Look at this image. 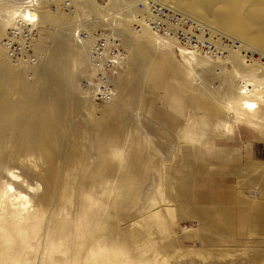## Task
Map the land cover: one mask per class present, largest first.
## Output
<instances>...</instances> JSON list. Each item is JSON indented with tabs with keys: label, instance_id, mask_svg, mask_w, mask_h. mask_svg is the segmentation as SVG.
<instances>
[{
	"label": "rangeland",
	"instance_id": "obj_1",
	"mask_svg": "<svg viewBox=\"0 0 264 264\" xmlns=\"http://www.w3.org/2000/svg\"><path fill=\"white\" fill-rule=\"evenodd\" d=\"M111 1L38 5L34 68H17L0 48V185L13 169L52 204L34 258L21 253L20 263L264 264V134L224 112L235 81L222 68L243 71V58L192 82L147 32L103 22L97 5L121 12ZM158 1L247 45L263 70L264 0ZM13 6L0 0V18ZM95 21L126 54L110 105L91 98V42L73 35ZM6 32L0 24V39ZM208 144L216 163L190 160ZM157 201L171 209L163 220Z\"/></svg>",
	"mask_w": 264,
	"mask_h": 264
},
{
	"label": "built area",
	"instance_id": "obj_2",
	"mask_svg": "<svg viewBox=\"0 0 264 264\" xmlns=\"http://www.w3.org/2000/svg\"><path fill=\"white\" fill-rule=\"evenodd\" d=\"M47 3L69 6L71 0H25L22 8L25 14L20 13L0 39V48L12 65L34 68L38 64L39 21L36 14L38 5ZM121 7L120 13L129 16L131 28L136 33L148 30L162 41L174 42L185 54L208 58L214 65L225 64L235 51L245 64L249 63L246 60H250V53L247 54L236 39L180 12L171 4L158 0H121ZM98 23L95 21L88 27L78 24L73 35L79 41L91 42V73L85 82L91 98L98 104L110 105L116 94L113 77L125 62L126 54L114 33L99 29L95 25Z\"/></svg>",
	"mask_w": 264,
	"mask_h": 264
},
{
	"label": "bare ground",
	"instance_id": "obj_3",
	"mask_svg": "<svg viewBox=\"0 0 264 264\" xmlns=\"http://www.w3.org/2000/svg\"><path fill=\"white\" fill-rule=\"evenodd\" d=\"M10 3L20 6L18 8L13 6L11 10L4 13L3 18H0V24L6 30L10 27L12 20L20 13L21 15L25 14L22 9L25 0H10ZM111 3V7H115L116 0H112ZM97 7L103 14L102 17L100 15L103 21L119 20L123 23H130L129 16L126 17L113 8L107 10L104 8V10L102 7L105 6L97 5ZM38 16L37 13V19ZM145 32L153 38L155 47L159 52L168 51L175 55V58L187 71L192 82L196 83L200 75L214 63L209 61L208 58L199 57L194 53L185 54L174 42L162 41L150 31L144 30ZM243 46L247 49V54L251 53V58L253 52H250L247 45ZM174 47L175 49H173ZM235 54H238V51L232 53L229 60L231 57L236 56ZM229 60L225 64L228 65ZM247 61L250 62L252 60ZM253 66L252 63H247L243 71L234 70L233 68H230V70L225 67L222 68L224 73L225 71H232L230 76H233V82L235 81V85L231 86L234 92L233 97L228 95L224 97V112L232 116L237 124H245L256 132L264 134V114L260 112V109L264 108V68L260 70V67ZM15 174L13 169L7 170L6 181L0 185V264H21V253L26 254L27 259H24L26 263L34 258L31 257L33 250L42 242L41 226L44 224V212L42 209L52 208V204L49 205L47 199L38 192L40 190L38 184L30 185ZM46 186V188L50 187V183L46 182ZM82 191L80 190L78 196L80 200L86 199V194ZM80 203V208L83 209L85 203L83 201ZM153 204L159 208L156 212L159 220H163L165 215L171 211V209L164 207L161 201ZM17 245L21 246L20 251H17Z\"/></svg>",
	"mask_w": 264,
	"mask_h": 264
},
{
	"label": "crops",
	"instance_id": "obj_4",
	"mask_svg": "<svg viewBox=\"0 0 264 264\" xmlns=\"http://www.w3.org/2000/svg\"><path fill=\"white\" fill-rule=\"evenodd\" d=\"M208 145H209L208 147L206 145V149L204 148L201 152L198 151L197 156L195 155V153H193L194 156H191L190 160L192 161L193 157H194V160L196 162L199 161L198 158H200V161H203V159H204V161H208V158H209V159H212L211 161H213V163H216L215 161H217V159H219V153L218 152L217 153H213L212 149H215L216 147L214 145H212V144H208ZM220 146H222V145L218 144L217 148H219ZM182 148H181L180 151H183V155H180L181 158L179 157L180 162H182V160L183 161L186 160V157H183V156H185V153L187 152V148H183V149ZM220 157L224 158L222 154H220Z\"/></svg>",
	"mask_w": 264,
	"mask_h": 264
}]
</instances>
